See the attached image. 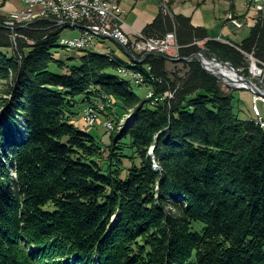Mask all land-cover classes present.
<instances>
[{
    "label": "trees",
    "instance_id": "obj_1",
    "mask_svg": "<svg viewBox=\"0 0 264 264\" xmlns=\"http://www.w3.org/2000/svg\"><path fill=\"white\" fill-rule=\"evenodd\" d=\"M169 9L143 34L174 33L181 58L206 51L250 76L251 54L264 68L261 14L237 43L211 39ZM6 18L0 13V264H264V128L236 110L234 90L197 57L179 60L181 72L154 54L129 63L86 49L68 65L55 56L65 26L43 18L13 32ZM122 66L143 77L138 86L173 96L141 97ZM106 97L116 125L133 117L120 130L105 126L109 143L77 124Z\"/></svg>",
    "mask_w": 264,
    "mask_h": 264
},
{
    "label": "built area",
    "instance_id": "obj_2",
    "mask_svg": "<svg viewBox=\"0 0 264 264\" xmlns=\"http://www.w3.org/2000/svg\"><path fill=\"white\" fill-rule=\"evenodd\" d=\"M104 1L107 0H25L28 8L19 12H14L13 15H11L12 17L10 16L9 18H6L5 23L13 30V32H15L17 25L24 23L25 21L23 20L27 19L28 16L34 13L31 12V4L42 3V9L51 10V17L48 18L55 21L57 25L60 26V22H69L76 26L78 24L82 26L78 27V29L81 30V33L77 36L67 37L61 35L60 40L64 41V47L67 50H81L82 48H87L89 46H98V40L100 38H111L115 40L126 53L161 52L164 54L178 55V49L180 46L174 33H169L165 38L161 39L148 37L143 34V32H137L134 35L128 34L123 26L125 23L124 16L126 11L120 4H111V10H104ZM165 1L166 3L164 4ZM167 1L168 0H160L161 6L165 7L163 10L165 12L170 11ZM247 1L254 3L261 14V17L264 18V0ZM52 10H60V17H52ZM229 20L239 29L245 26V23L241 20ZM14 35L15 38L17 34L14 33ZM249 57L252 60L249 68L250 76L252 79L260 80V78L263 77L264 68L257 63V60L253 55L249 54ZM215 58L217 57L215 56ZM215 62L216 65L212 67L215 68V70H232L226 65H220L217 59ZM120 72L125 73V75L135 76L137 84L142 85L144 83L143 77H138L137 75L129 74V72L122 70H120ZM224 84H229L228 86L232 85V83L227 81L224 82ZM240 87H243V85L241 84ZM149 90L147 92L148 97H152L153 92ZM172 96L173 94L170 93L166 98ZM253 100V119L264 126V113L258 105V103L262 101L264 107V91L263 95L254 94ZM85 110H92V123H85L86 126H94L99 120L100 115L94 109L87 108ZM85 110L83 112L84 122ZM104 125L109 129L107 120Z\"/></svg>",
    "mask_w": 264,
    "mask_h": 264
},
{
    "label": "rangeland",
    "instance_id": "obj_3",
    "mask_svg": "<svg viewBox=\"0 0 264 264\" xmlns=\"http://www.w3.org/2000/svg\"><path fill=\"white\" fill-rule=\"evenodd\" d=\"M108 1H114L115 3H118L122 6V8L125 10V7L123 6L121 0H108ZM186 1V0H173V2H177L175 7L176 9H180V8H183L185 5H183V2ZM202 0H194L193 3H195L196 6L198 7H201L202 5L204 4H208L205 6V13L207 14V16H209L210 14H213L214 12H217L219 10H221L222 6H227L226 8L227 11H226V15L229 16L232 12V14H234V10H231V4L227 1H221V0H208L207 2L203 3V4H200ZM238 1V2H237ZM8 2V4H6ZM157 6L158 8L161 10H164L165 7L161 6V2L160 0H157ZM223 2H227V3H223ZM166 3V1L164 2V4ZM169 7H172L170 5V1L168 0L167 1ZM225 5H223V4ZM247 4H250L248 3L247 0H236V8H243V6L247 5ZM252 5V4H250ZM14 6V7H13ZM28 8V5L27 3L25 2V0H0V13L2 14H5L7 16V18H9L11 15H13L14 12H19L23 9H27ZM176 9H172V12H175ZM41 10V7H35L34 8V13L31 14L30 16L27 17V19L23 20L25 21L24 23H33L34 21H37V19H40L43 18L42 14L38 11ZM257 10V8H256ZM126 11V10H125ZM12 17V16H11ZM125 17V16H124ZM45 18V17H44ZM42 20V19H41ZM47 20V19H46ZM243 22V21H242ZM246 22V25L248 26V22ZM244 23V22H243ZM245 27L243 29H238V37H245V36H248L250 34V30L248 27ZM15 28V27H14ZM80 33V30L78 28H72V27H65L63 29V32H62V35L63 36H67V37H73V36H77L78 34ZM14 33H13V38H14ZM104 46H108V47H111L115 50H120V45L113 39L109 38L106 40ZM104 46L103 47H99L101 51H104ZM105 51H108V52H112V50H105ZM83 52L81 50H67V49H60L59 51H56L55 52V56L59 59V60H62L64 62H66L68 65H79L80 64V59L78 58L79 55H81ZM148 53V52H147ZM164 54V53H162ZM203 54L209 58L210 60L211 59H214V60H218V61H221L220 59L218 58H215L214 55H209L206 51L203 52ZM140 55V53H135V52H132V55L130 57V62L129 63H134L137 59H140L142 60L140 57H138ZM145 54L143 55H140L142 57H145L144 56ZM172 57V59H178L179 58V53L178 55H173V54H170ZM72 58V59H70ZM250 61L251 58L249 57ZM206 61V64L208 65L209 63L208 60H205ZM169 62H173V68L174 69H179L178 71H181V72H184L185 71V63L184 62H181L179 61H176L175 60H169ZM212 62V61H211ZM124 67V66H122ZM53 71H57L58 73H68L69 70L67 69H61L59 68L56 64H53L52 67ZM121 68V67H120ZM127 68V67H125ZM215 69V68H213ZM127 70H129V68H127ZM240 74H242V76H244L247 80H250V81H253L254 83H256L258 86H260V88L262 89V91H264V85H262L258 79H252L251 76L249 75H245L242 70L239 71ZM122 74V73H120ZM123 76H126L124 74H122ZM128 77L129 79H131V77L126 76ZM132 80V79H131ZM225 82V81H224ZM133 84L136 85L135 86V90L136 92L141 96V97H145L147 95V98L148 97V90L149 91H154L152 88H147L145 86L143 87H140L138 86L134 81H133ZM229 84H223V86L227 89V90H234V94H235V107H236V110H240L242 113L243 116H247V117H253L254 113H253V105H254V94H259V93H256V92H253L252 90L250 89H246V87H233L232 85L231 86H228ZM241 85V84H239ZM155 93V92H154ZM156 95V94H155ZM167 94H160V97L161 98H165ZM263 95V94H262ZM150 99V98H149ZM152 101V100H151ZM1 102V100H0ZM87 106V105H86ZM259 106L261 108V110L263 111V103L262 101L259 102ZM87 108H90V109H94L99 115V120L95 123L94 126H82L81 128H84L86 130H89L92 132V134H94L95 136L99 137V138H102L106 143H109L110 142V137H109V134H108V131L105 127V121L107 120V122L111 121L112 123V126L109 127V130L113 129L114 127L117 128V130H120L122 128H124L130 120H132V114H128V115H125L124 117H122L119 122L117 123V125L114 123L113 120L110 119V117L108 116V113H112L114 114L115 111H116V106H115V103L112 101V98L110 97H106V98H103L101 100H96L92 103H90L85 109ZM83 110V112H84ZM3 111V107H2V104L0 103V117H1V113ZM90 113L92 114V110H89ZM83 112H82V120L84 122V115H83ZM264 113V111H263ZM251 114H253L251 116ZM80 117V118H81ZM85 123V122H84ZM86 125V124H85ZM139 163V162H138ZM198 229H200L199 226H197Z\"/></svg>",
    "mask_w": 264,
    "mask_h": 264
},
{
    "label": "crops",
    "instance_id": "obj_4",
    "mask_svg": "<svg viewBox=\"0 0 264 264\" xmlns=\"http://www.w3.org/2000/svg\"><path fill=\"white\" fill-rule=\"evenodd\" d=\"M193 1L194 0L184 1L183 5H186L180 9H176L175 7L177 2H173L171 6L172 9H176V11L174 12L175 14H183L185 16H190L192 18V24L194 26L207 28L209 31V38L211 39L240 43L244 38L247 37H238V29L234 24L229 22V17L226 15V11L228 8H226L227 6L223 4L227 2L222 3L225 6H222L221 10L207 16V14L205 13V6L208 4L206 3L201 7H198L195 5V3H193ZM121 2L126 10L125 23L123 26L125 31L131 35H134L137 32H143L145 27L149 23H151L155 19V17L160 13V9L157 6V0H121ZM6 4H8V2ZM232 12L230 15L238 17L239 19H241V21L245 23L244 28L247 26L245 21L248 22L247 27L249 28V30L250 27L253 25L256 16L258 14L260 15V12L256 10V7L250 4L243 6V8H235L234 14H232ZM107 39L109 38H100L98 40V46L103 47ZM199 45L203 46L204 41L199 42ZM107 49H111L118 57L130 62L131 56L127 55L123 48L120 47V50H115L111 47L104 46V51ZM168 67L169 69H173V62H169ZM252 115L253 114H251V116ZM77 124L81 127L86 126L82 120V117L78 119Z\"/></svg>",
    "mask_w": 264,
    "mask_h": 264
},
{
    "label": "bare ground",
    "instance_id": "obj_5",
    "mask_svg": "<svg viewBox=\"0 0 264 264\" xmlns=\"http://www.w3.org/2000/svg\"><path fill=\"white\" fill-rule=\"evenodd\" d=\"M250 4H252L253 6L256 7V5L252 2H248ZM111 4H118V3H115L114 1H104V10H111ZM41 7V10L38 11L39 14L41 13L43 18H48V17H51V10H44L42 9V3H34V4H31V12H34V8L35 7ZM52 17H60V10H52ZM40 17V19H43ZM229 19H237V20H241L239 19L238 17L236 16H233V15H230L229 16ZM39 20V19H37ZM229 22L231 23V21L229 20ZM60 25L62 26H65V27H72V28H78V26H76L75 24L73 23H69V22H60ZM237 28V27H236ZM244 28V27H243ZM241 28V29H243ZM60 44L62 46H64V41L60 40ZM86 49H95V50H100V48L98 46H89L87 48H82L81 50H86ZM147 52H144V53H140V55H143V54H146ZM153 53H161V52H153ZM132 55V54H131ZM145 56V55H144ZM170 60H175V59H170ZM210 68H212L213 66L208 64ZM120 70L122 71H126V72H129V74H134V75H137L138 77L139 74L137 72H135L133 69L129 68V70H127V68L125 67H121L119 68V73H122L125 75V73L123 72H120ZM223 72L228 76V77H232L236 82L238 81V76L236 75V73L232 70H228V69H222ZM128 76V75H126ZM129 77H131L132 81H134L136 84H137V79L135 78V76L133 75H129ZM224 83V81H223ZM153 92V96L152 97H149L150 99H152V102L155 103V102H158V101H161L163 100L164 98H161L160 95H155L154 91ZM259 105V103H258ZM260 107V106H259ZM264 108V107H263ZM253 113H254V105H253ZM254 116V115H253ZM253 119V117L251 118ZM254 120V119H253ZM255 123L257 125H259L261 128H264V126L261 125V123L257 122L256 120H254ZM85 123H92V114L90 113L89 110H85ZM108 126L111 127L112 126V123L111 121L107 122Z\"/></svg>",
    "mask_w": 264,
    "mask_h": 264
},
{
    "label": "water",
    "instance_id": "obj_6",
    "mask_svg": "<svg viewBox=\"0 0 264 264\" xmlns=\"http://www.w3.org/2000/svg\"><path fill=\"white\" fill-rule=\"evenodd\" d=\"M78 27H82L80 24L77 25ZM130 56H131V53H128ZM150 54H154V55H157V56H160V57H164L166 59H172L170 56H168L167 54H162V53H153V52H148L145 54V56H148ZM193 57H197L203 64L204 68L209 71L211 74L215 75L217 78H219L220 80L222 81H227V82H230L232 83V86L233 87H240L241 85L239 84H242L244 87H246V89H250L252 90L253 92H256V93H259V94H263V91L262 89L260 88V86H258L256 83H254L253 81H250V80H247L244 76H242V74L239 73V69H237L231 62L229 61H218L220 65L222 66H228L229 68L232 69V71H234L236 73V75L238 76V81L236 82L232 77H228L223 71L221 70H215L213 68H210L209 65L206 64V61L205 60H208L207 63H209L210 65L212 66H215L216 65V62L214 59H209L207 58L203 52H199L195 55H193L192 57L190 58H187V57H179L178 59L179 60H191ZM212 61V62H211ZM154 148L152 149V152H153Z\"/></svg>",
    "mask_w": 264,
    "mask_h": 264
}]
</instances>
